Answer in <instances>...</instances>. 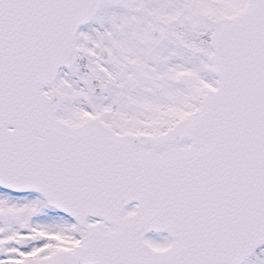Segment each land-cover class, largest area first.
Returning <instances> with one entry per match:
<instances>
[{
    "label": "snow or ice",
    "instance_id": "1",
    "mask_svg": "<svg viewBox=\"0 0 264 264\" xmlns=\"http://www.w3.org/2000/svg\"><path fill=\"white\" fill-rule=\"evenodd\" d=\"M0 264H264V0H0Z\"/></svg>",
    "mask_w": 264,
    "mask_h": 264
}]
</instances>
